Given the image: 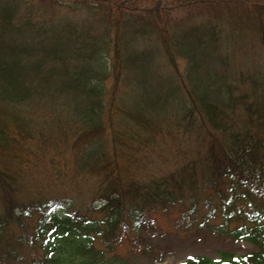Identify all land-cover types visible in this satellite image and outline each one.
<instances>
[{
    "label": "trees",
    "instance_id": "16d2710c",
    "mask_svg": "<svg viewBox=\"0 0 264 264\" xmlns=\"http://www.w3.org/2000/svg\"><path fill=\"white\" fill-rule=\"evenodd\" d=\"M43 178L89 212L29 197ZM0 201V264H93L170 206L257 247L182 264H264V0H0Z\"/></svg>",
    "mask_w": 264,
    "mask_h": 264
},
{
    "label": "rangeland",
    "instance_id": "374dc122",
    "mask_svg": "<svg viewBox=\"0 0 264 264\" xmlns=\"http://www.w3.org/2000/svg\"><path fill=\"white\" fill-rule=\"evenodd\" d=\"M257 60L260 61V58ZM238 62L233 65L232 72L238 71L240 67ZM166 167H168V163L161 166V172H169ZM40 184L41 186L29 185L27 188V192H30L29 197L36 199L41 195L46 197L57 195L64 199L62 200L63 205H66L64 202L69 200L74 201L75 207L65 208H70L74 212H89L88 205L92 198L90 194L88 196L87 185L81 189L85 197L79 198L78 191L68 180L55 181L43 178ZM50 208L53 211L60 210L57 205ZM185 209L186 207H157L150 212L145 211L140 216L136 229L131 222L119 225L113 236L98 238L94 241L97 256L93 264H112L113 262L117 264L118 260L124 264H182L195 256L216 259L221 252L243 255L257 250L256 245L252 242L233 239L225 232H220L219 228H214L221 224V219L212 220L211 222L215 224L210 228L202 219L205 214L204 207H201L198 219L191 217L185 212ZM91 215L96 218L102 217V214L98 212H91ZM24 221L27 226L24 230L15 226L5 234V239L14 241L18 235L31 232L36 225L37 216L25 218ZM23 246L24 248L16 246L17 250L24 252L22 264H31L33 260L43 257L40 247Z\"/></svg>",
    "mask_w": 264,
    "mask_h": 264
}]
</instances>
